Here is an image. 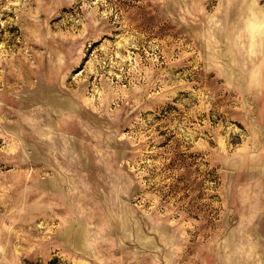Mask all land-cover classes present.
Segmentation results:
<instances>
[{
  "label": "rangeland",
  "instance_id": "rangeland-1",
  "mask_svg": "<svg viewBox=\"0 0 264 264\" xmlns=\"http://www.w3.org/2000/svg\"><path fill=\"white\" fill-rule=\"evenodd\" d=\"M0 264H264V0H0Z\"/></svg>",
  "mask_w": 264,
  "mask_h": 264
}]
</instances>
